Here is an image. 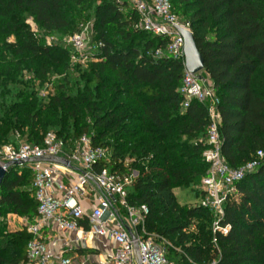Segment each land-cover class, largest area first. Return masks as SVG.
I'll list each match as a JSON object with an SVG mask.
<instances>
[{"label":"trees","instance_id":"trees-1","mask_svg":"<svg viewBox=\"0 0 264 264\" xmlns=\"http://www.w3.org/2000/svg\"><path fill=\"white\" fill-rule=\"evenodd\" d=\"M88 1L0 0V32L18 36L19 55L50 57L52 48L38 42L26 27L23 13L45 31L66 33L71 29L66 10ZM179 1L193 11L188 23L205 61L203 76L211 80L220 100L223 157L232 168H240L264 149V0ZM96 13L98 42L103 46L100 62L92 65L98 71L86 91L102 90L105 95L103 99L95 95L88 107L98 130L91 136L89 125L66 129L36 107L14 125L6 120L0 123V149L21 144L18 140L5 144V132L17 131L26 137L25 143L41 145L50 130L57 128L58 137L67 144L87 135L94 146L115 151L114 172L122 173L120 157L136 156L139 177L128 201L148 207V233L180 246L182 264H264V163L237 183V194L226 202L220 226H229L228 233L210 228V210L182 207L174 189L190 187L209 170L203 157L207 146L202 141L209 125L208 104L192 101L183 109L185 99L179 92L183 62L156 55L168 40L139 30L138 15L127 1L102 0ZM109 25L119 33L115 40L108 37ZM211 32H215L213 37ZM71 55L69 47L62 51L65 59ZM108 72L114 74L119 88L104 82ZM6 104L11 110L18 106ZM32 181L28 165L8 169L0 187V219L6 213L29 219L37 216L34 194L22 190V186L31 187ZM195 219L200 221L198 233L188 234ZM30 239L26 229L6 233L0 226V264H26Z\"/></svg>","mask_w":264,"mask_h":264},{"label":"built area","instance_id":"built-area-1","mask_svg":"<svg viewBox=\"0 0 264 264\" xmlns=\"http://www.w3.org/2000/svg\"><path fill=\"white\" fill-rule=\"evenodd\" d=\"M138 15L137 28L168 40L158 57L182 61L184 75L179 92L184 96L183 109L192 101L208 104L209 125L203 157L209 165L203 179L204 195L199 205L217 217L214 232L228 233L230 227L220 226L226 202L237 194V183L255 172L264 163V149L240 168H232L222 154L220 134V100L213 84L186 69L185 40L179 29L191 31L190 23L175 13L173 0H127ZM71 59L85 63L90 59L87 31L67 41ZM103 44L99 43L98 47ZM46 157H60L69 166L45 162ZM29 159H40L25 163ZM28 165L33 181L31 189L37 201V216L25 218V229L31 235L26 250V264H173L159 236L148 233L147 206L130 205L128 188L132 179L111 169L110 150L93 145L84 135L73 147L55 133L49 132L41 145L21 143L4 146L0 165L8 162ZM99 240V247L92 242ZM107 240L111 245H107ZM91 255L97 256L96 261Z\"/></svg>","mask_w":264,"mask_h":264},{"label":"rangeland","instance_id":"rangeland-1","mask_svg":"<svg viewBox=\"0 0 264 264\" xmlns=\"http://www.w3.org/2000/svg\"><path fill=\"white\" fill-rule=\"evenodd\" d=\"M101 1L89 0L84 6L68 8L66 15L71 22V29L66 33L45 31L40 28L33 17L23 13L26 27L38 42L52 48L50 57L31 56L28 53L19 55L17 53L19 48L18 36L14 33L0 32V123L4 124L5 122L2 121L6 120L9 124L14 125L27 111L38 107L42 108L47 118L52 117L55 121L58 120L66 129L74 128L79 130L81 127L89 125L91 136L98 130L93 125L94 119L92 114L89 113L88 107L94 103L93 97L95 95L99 99H103L105 95L104 92H101L102 90L94 91L95 94L92 91L88 93L86 88L98 71L92 65L100 62V47H98L99 20L96 10ZM127 2L129 7L133 8L132 4L129 1ZM175 8L177 16L188 23L193 11L186 5L181 4L179 0H175ZM107 29L110 31L109 39L115 40L119 33L114 26L109 25ZM77 31H87L90 43V59L83 64L71 58L65 59L62 56V51L69 47L67 44L68 39L79 33ZM72 33L74 35H71ZM214 34L215 32H211L210 37H213ZM203 75V72L199 74L202 80L205 81L207 77ZM104 82L109 87H120L114 74L109 72L104 76ZM64 97H68V100H64ZM7 101L14 105L17 104V108L15 110L8 108ZM60 101L62 102L60 103ZM132 101L128 100L129 103ZM50 131L58 136L57 128H52ZM5 135L7 136L5 144H12L17 140L20 143L27 141L26 137H22L17 131L5 132ZM202 141H205V139ZM68 145L73 147L75 144ZM110 153L113 156L116 152L110 150ZM120 159L122 173L128 179H132L134 183L139 177L140 168L135 166L139 163V159L129 153L123 155ZM141 163L143 166L142 161ZM144 163L148 165L147 162ZM203 179L200 178L188 188L179 187L174 189V194L182 207L199 205L200 192L203 190ZM130 189L128 188V194ZM22 190L27 195H32L33 193L28 185L22 186ZM212 217L213 222L210 228L214 231L217 217L215 214H212ZM24 219L25 217L17 214L6 213L0 219V226L6 233L20 231L26 227ZM199 222V220H193L187 233H198L197 224ZM95 242L93 243L95 244ZM161 244L166 248L168 257L173 264H182L181 257L184 251L180 246L177 247L172 241L167 240L161 241Z\"/></svg>","mask_w":264,"mask_h":264},{"label":"water","instance_id":"water-1","mask_svg":"<svg viewBox=\"0 0 264 264\" xmlns=\"http://www.w3.org/2000/svg\"><path fill=\"white\" fill-rule=\"evenodd\" d=\"M179 31L185 40L184 56H185V61H186V69L190 74L198 75V77L202 79V77L199 76V74L204 71L205 61H204L203 56L198 50L194 34L193 32L187 31L182 28H180ZM39 160L40 159H29L25 161V163H33ZM41 161L52 162V163L62 164L64 166H69V162L66 159H63L60 157H46V158L41 159ZM23 163L24 162L17 161V162H8L4 165H0V187L2 186L6 178L8 169L15 165H22ZM137 255L139 258V264H142L138 251H137Z\"/></svg>","mask_w":264,"mask_h":264},{"label":"crops","instance_id":"crops-1","mask_svg":"<svg viewBox=\"0 0 264 264\" xmlns=\"http://www.w3.org/2000/svg\"><path fill=\"white\" fill-rule=\"evenodd\" d=\"M207 80H208V82H211V80H210L209 78H207L206 81H207ZM211 83H212V82H211ZM95 241H96V242H95ZM95 241H93V242H95V244L92 242V245H93L95 248H98V247H99V242H100V241L97 240V239H96ZM104 242H106L107 245H109V244L111 245V243H110L109 241H107V240H104ZM110 245H109V246H110ZM91 260H92V261H96V260H97V256H95V255H91Z\"/></svg>","mask_w":264,"mask_h":264}]
</instances>
